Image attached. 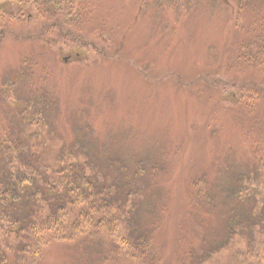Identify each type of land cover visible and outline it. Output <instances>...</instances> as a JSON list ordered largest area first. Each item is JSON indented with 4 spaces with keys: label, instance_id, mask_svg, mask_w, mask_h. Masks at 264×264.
Instances as JSON below:
<instances>
[{
    "label": "rangeland",
    "instance_id": "1",
    "mask_svg": "<svg viewBox=\"0 0 264 264\" xmlns=\"http://www.w3.org/2000/svg\"><path fill=\"white\" fill-rule=\"evenodd\" d=\"M187 2L84 0L68 23L83 35L71 54L21 40L31 27L2 10L0 29L11 22L0 41V178L19 155L48 166L64 154L37 178L57 185L77 143L97 174L130 193L118 211L106 201L105 221L132 215L131 231L148 239L145 262L113 264H264V0L240 13ZM251 29L253 50L242 47ZM252 212L261 230L227 246L231 225ZM89 221L84 240L51 245L39 262L28 253L25 264L98 261L105 249L89 240Z\"/></svg>",
    "mask_w": 264,
    "mask_h": 264
},
{
    "label": "trees",
    "instance_id": "2",
    "mask_svg": "<svg viewBox=\"0 0 264 264\" xmlns=\"http://www.w3.org/2000/svg\"><path fill=\"white\" fill-rule=\"evenodd\" d=\"M214 1L228 8H237L235 13H240L248 0ZM83 2L84 0H0V16L7 18L8 14L2 12L6 10L9 14L17 16L25 27L32 28H27L24 35L20 36L21 40L43 41L56 46L58 51L63 49L68 54L77 53L78 48L75 44L82 41L83 35L79 31L74 33L68 23L72 16L79 13L76 8ZM179 3L186 6L188 2L179 0ZM10 22L11 20H7L0 29V41L6 33H9ZM33 23L36 24L37 29L33 30ZM259 28L264 31V15L260 20ZM256 33V29H251L249 31L252 36L251 41L242 47L253 50L252 45H257L260 39L259 34ZM88 43L90 41L85 42ZM262 63L264 67V60ZM245 65L252 64L248 65L246 60ZM252 84L256 85V83ZM261 99L264 101V95H261ZM71 149L74 152L71 156L72 165L68 170L60 172L61 182L57 185L42 188L37 178H43L46 174L45 169L51 164L53 166L64 160V154L56 155L48 166L46 161L35 155H19V166L15 170L5 169L0 178V201L4 199L0 202V264H25L24 258L28 260L26 256L28 253L31 258L39 262L43 252L51 245L84 240L88 233L81 225L87 217L90 220L88 228L93 230L95 236L89 240L92 243L97 239L99 243L92 244L105 249L100 253L98 261L92 264H106V261H109L108 264H113L115 261L145 262V258L151 256V253L145 249L148 239L136 235L130 229L134 228L130 219L132 215L120 221L119 214L111 212V218L105 221L107 216L103 211L106 201L111 210L118 211L127 204L130 194L127 188L119 185L115 180L108 182L106 177L102 178L97 174L95 163L84 160L87 156L80 150L79 144L75 143ZM85 192L86 197L82 198L81 195ZM39 214H42L41 218H38ZM257 216V212H252L251 220L241 219L237 224L231 225L225 244L228 246L231 238L242 231L248 232L253 238L255 230L261 223ZM94 218L99 219L95 224ZM66 228L70 231L64 232ZM113 233H117L118 237ZM212 253L216 251L209 250L201 254L200 263L208 260Z\"/></svg>",
    "mask_w": 264,
    "mask_h": 264
},
{
    "label": "flooded vegetation",
    "instance_id": "3",
    "mask_svg": "<svg viewBox=\"0 0 264 264\" xmlns=\"http://www.w3.org/2000/svg\"><path fill=\"white\" fill-rule=\"evenodd\" d=\"M70 58V57H69Z\"/></svg>",
    "mask_w": 264,
    "mask_h": 264
}]
</instances>
